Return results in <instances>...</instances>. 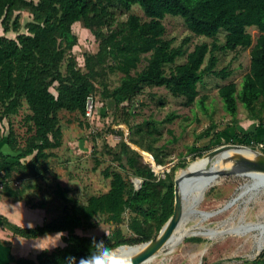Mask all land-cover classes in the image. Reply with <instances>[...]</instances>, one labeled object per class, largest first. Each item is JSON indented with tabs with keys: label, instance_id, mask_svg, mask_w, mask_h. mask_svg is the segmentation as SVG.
<instances>
[{
	"label": "trees",
	"instance_id": "trees-1",
	"mask_svg": "<svg viewBox=\"0 0 264 264\" xmlns=\"http://www.w3.org/2000/svg\"><path fill=\"white\" fill-rule=\"evenodd\" d=\"M134 4L142 9L144 17L131 10ZM24 8L32 17L25 24L26 31L18 32V10ZM124 11L128 12L120 18L117 14ZM167 14L182 17L190 31L212 40L195 43L190 50L185 47L187 37L173 44V38L165 36L163 18ZM77 22H82L98 42L96 51L84 54L85 73L75 70L67 54L77 42L72 31ZM0 25L4 31L18 32L16 37L0 34V118L17 113L23 100L29 108L24 115L27 128L23 143L10 127L6 135L9 149L0 148V191L24 199L31 206L34 204L23 196L25 185L11 184L14 174L39 175L46 170L52 149L62 144L58 112L84 114L96 85L115 98L127 100L146 86H164L173 96H182L191 103L203 75L226 78L231 73L227 65L216 67V51L250 46L249 69L240 87L230 80L219 85L217 91L226 111L235 114L239 100L264 130V0H0ZM248 26L259 31L254 42ZM221 30L224 39L219 42L217 34ZM183 55L185 59L176 63ZM108 73H120L113 87L107 82ZM209 134L207 128L198 137ZM256 139L254 133L242 132L240 142L251 145ZM132 141L145 149L141 142ZM121 146L128 166L142 179L140 185L133 187L120 171L107 166L102 173L110 178L108 189L89 195L85 202H76L67 194V188L57 185L55 192L62 200V212L42 224L22 227L0 214V224L22 236L66 231L63 246L43 249L36 260L11 259L19 264H78L108 247L138 243L157 233L173 211L175 167L158 177L150 166L139 161L134 149L125 142ZM28 155L29 159L21 160ZM153 156L156 163L163 164L157 154ZM179 165L186 163L180 161ZM126 210L130 213V236H125L119 226L102 239L76 231L95 226V215L119 225ZM251 262L264 264V252Z\"/></svg>",
	"mask_w": 264,
	"mask_h": 264
},
{
	"label": "rangeland",
	"instance_id": "rangeland-1",
	"mask_svg": "<svg viewBox=\"0 0 264 264\" xmlns=\"http://www.w3.org/2000/svg\"><path fill=\"white\" fill-rule=\"evenodd\" d=\"M131 10L144 17L137 4ZM127 12L117 15L124 18ZM18 15V32L26 31L25 24L32 14L24 8L18 10ZM163 23L166 28L165 36L173 38V44H179L184 38H188L185 43L187 50L195 43H209L212 40V37L190 31L180 16L167 14ZM247 30L254 42L259 31L254 26H248ZM72 31L77 35V42L67 54L71 56L75 70L85 73L84 54L96 51L98 42L83 27L82 22L74 23ZM18 32L4 31L0 25V34L16 37ZM223 39L224 31L221 30L217 34V40L222 42ZM249 51L250 46L216 51V67L227 65L231 73L226 78L203 75L197 84L196 99L191 103L185 102L182 96H173L164 86H146L139 94L127 100L123 97L115 98L109 90L96 85L92 96L93 108L96 110L94 116L88 118L75 111L60 110L58 114L62 144L52 149L53 155L46 160V170L39 175L14 174L13 178L18 182L11 180V184L16 187L25 185L23 196L34 205H43L53 216L60 214L63 206L61 198L55 192L57 185L67 188V194L76 202H85L89 195L108 189L110 178L102 173L107 166L120 171L133 187L140 185L141 177L128 166L126 156L121 151L123 142L134 149L140 156L139 161L150 166L158 177L172 167H175L174 174L177 173L181 169L180 161L188 165L220 144L240 142L242 132L254 133L257 141L250 146L264 153V130L258 126V119L250 116L239 100L235 114L226 111L217 91L219 85L230 80L240 87L242 77L249 69ZM184 59L183 55L176 63ZM64 67L63 62L62 70ZM119 77L120 73H108L106 79L109 86L117 84ZM50 89L56 92L53 86ZM27 112L29 108L23 100L17 113L0 118L1 149H9L6 135L10 127L16 132L20 144L23 143L27 128L24 115ZM167 116L171 118L166 119ZM207 128H210V134L198 137ZM132 140L141 142L145 149ZM154 153L163 164L156 163ZM117 154H120L119 159H116ZM30 157L28 155L21 160ZM249 179L244 175L228 174L207 184L195 206L206 210V217L201 218L198 212H186L176 232L184 235L168 242L163 250L141 264H252L251 261L264 252V246L258 247L261 237L264 239V232L261 234L256 228H248L247 224L264 220V188H245L244 184ZM243 187L244 193L227 204ZM185 200L189 204L191 194ZM129 218L130 213L126 210L122 222L117 225L105 221L102 215H95V226L78 228L76 231L102 239L119 226L125 236H130L132 231L127 225ZM201 226L206 227L205 235L192 233L201 230Z\"/></svg>",
	"mask_w": 264,
	"mask_h": 264
},
{
	"label": "water",
	"instance_id": "water-1",
	"mask_svg": "<svg viewBox=\"0 0 264 264\" xmlns=\"http://www.w3.org/2000/svg\"><path fill=\"white\" fill-rule=\"evenodd\" d=\"M247 148L251 153H242L240 150ZM229 151H231L229 153ZM221 154L222 162L219 159L212 162L213 158ZM205 158L203 166L191 168L193 162L181 167V169L174 175V202L172 214L162 224L160 229L155 235L145 241L138 243H123L114 247H108L102 253L82 260L78 264L89 263L91 260L99 258L107 251L125 246L132 247L133 250L129 257L116 259L108 264H122L123 261H128L129 264H140L150 259L154 254L163 250L166 242L169 241L179 228L184 219L186 212H198L201 218L206 217V210L195 208L196 204L202 197L203 191L206 189L207 184L218 178L219 176L228 174L244 175L249 177V181L244 184V187L264 188V153L258 149L240 142H230L220 144L202 156L200 159ZM195 161V160H194ZM245 190L234 196L227 204L235 201ZM188 194H191V201L189 204L185 203ZM201 230L192 231L193 234H206V227L201 226ZM264 246V241L260 248Z\"/></svg>",
	"mask_w": 264,
	"mask_h": 264
},
{
	"label": "crops",
	"instance_id": "crops-1",
	"mask_svg": "<svg viewBox=\"0 0 264 264\" xmlns=\"http://www.w3.org/2000/svg\"><path fill=\"white\" fill-rule=\"evenodd\" d=\"M0 214L8 221L22 227L42 224L57 215L49 213L44 206L26 203L24 199H16L0 191ZM78 228H76L77 230ZM66 231H49L37 236H22L10 228L0 224V264H19L13 258L36 260V255L43 249L52 250L63 246V235Z\"/></svg>",
	"mask_w": 264,
	"mask_h": 264
},
{
	"label": "bare ground",
	"instance_id": "bare-ground-1",
	"mask_svg": "<svg viewBox=\"0 0 264 264\" xmlns=\"http://www.w3.org/2000/svg\"><path fill=\"white\" fill-rule=\"evenodd\" d=\"M242 153H251V150L247 149V148H243L242 150H240ZM231 151H229L230 153ZM205 158L203 159H200L198 158L197 160H195L192 165L190 166L191 168H196V167H200V166H203L204 163H205ZM217 159L220 160V162H222V157H221V154H217V157L216 158H213L211 161L214 162L216 161ZM214 180L210 181L209 183H213ZM208 183V184H209ZM241 190L243 191L244 190V187L241 188ZM240 190V191H241ZM247 227L248 228H256L258 229L261 234L262 232H264V220H259L257 222H249L247 224ZM179 231V230H178ZM189 231V230H188ZM177 232V229L174 233V236L169 240L167 241L166 243L168 242H172L175 238H177L178 236H183L184 233H180V234H176ZM207 233V232H206ZM205 235V234H204ZM264 239L263 237H261L260 239V242H259V245L258 247L260 248V246L262 245ZM133 250V246L132 247H125V246H121V247H117V248H113L109 251H107L106 253H104L102 256H100L99 258H96L94 260H91L89 263H84V264H108V263H112L113 261H115L116 259H120V258H124L125 256L129 257V255L131 254ZM155 255V254H154ZM153 255V256H154ZM152 256V257H153ZM151 257V258H152ZM149 260V259H148ZM147 261V260H146ZM141 264V263H140Z\"/></svg>",
	"mask_w": 264,
	"mask_h": 264
},
{
	"label": "built area",
	"instance_id": "built-area-1",
	"mask_svg": "<svg viewBox=\"0 0 264 264\" xmlns=\"http://www.w3.org/2000/svg\"><path fill=\"white\" fill-rule=\"evenodd\" d=\"M95 111L96 110L93 108V104H92V97L89 96L88 99H87V102H86V108H85L84 114L88 118H91V117L94 116ZM14 182H18V180H14ZM1 186H2V184L0 183V188H1Z\"/></svg>",
	"mask_w": 264,
	"mask_h": 264
},
{
	"label": "clouds",
	"instance_id": "clouds-1",
	"mask_svg": "<svg viewBox=\"0 0 264 264\" xmlns=\"http://www.w3.org/2000/svg\"><path fill=\"white\" fill-rule=\"evenodd\" d=\"M122 264H129V262L128 261H123Z\"/></svg>",
	"mask_w": 264,
	"mask_h": 264
}]
</instances>
